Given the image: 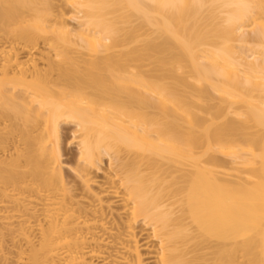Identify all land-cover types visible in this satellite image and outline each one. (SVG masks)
Returning a JSON list of instances; mask_svg holds the SVG:
<instances>
[{"label": "bare ground", "instance_id": "obj_1", "mask_svg": "<svg viewBox=\"0 0 264 264\" xmlns=\"http://www.w3.org/2000/svg\"><path fill=\"white\" fill-rule=\"evenodd\" d=\"M139 225L264 264V0H0V264H143Z\"/></svg>", "mask_w": 264, "mask_h": 264}, {"label": "rangeland", "instance_id": "obj_2", "mask_svg": "<svg viewBox=\"0 0 264 264\" xmlns=\"http://www.w3.org/2000/svg\"><path fill=\"white\" fill-rule=\"evenodd\" d=\"M66 11L65 12H67V13H74V10L73 9H70V8H66L65 9ZM119 20V22H124L125 20H123V19H118ZM129 20V19H128ZM133 20H135V18H131L130 19V21H133ZM71 25H75L73 22H71L70 23ZM234 46H235V51H238L239 50V52H241V53H245V56H250L251 55V53H253L252 51H253V49H251V48H248V47H244L243 45H241V44H238V43H236V44H234ZM242 47V48H241ZM241 50H240V49ZM246 48V49H245ZM248 48V49H247ZM252 51H251V50ZM243 51V52H242ZM36 57H37V55H36ZM214 94V93H213ZM217 102V101H216ZM63 133H67L68 135H69V132H63ZM65 145V144H64ZM67 145V144H66ZM64 146L65 147V151H64V158H63V160H62V167H63V174L64 175H68V173H69V169H67V165H72V163H73V160L76 158V156H77V148L75 147V146H72V147H70V148H68L67 146ZM222 160L224 161V162H226V163H228V164H230L232 167H233V164H234V160H232V159H227V158H222ZM107 164V161L105 160V161H103V168L104 169H106V165ZM230 166V167H231ZM104 173L105 172H103V175L101 174V172L100 173H94L93 174V177L95 178V179H98V180H101V178L102 177H104ZM141 225H139L138 226V230H136L137 232H138V234H139V236H138V240L140 241V245H141V253H142V258H143V260H144V263L143 264H152L151 263V261H150V259H149V255L150 254H154L155 252L157 253V242L156 241H154L153 240V238L151 237V234H150V231L149 230H145L144 228H142V226L140 227ZM145 245H147V246H149V248L148 249H146V248H144L145 247ZM155 253V254H156Z\"/></svg>", "mask_w": 264, "mask_h": 264}]
</instances>
